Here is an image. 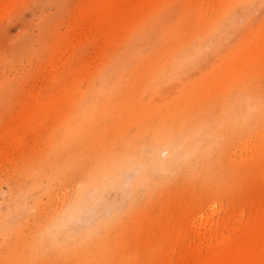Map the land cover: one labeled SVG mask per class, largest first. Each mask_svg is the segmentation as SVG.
<instances>
[{
  "label": "rangeland",
  "instance_id": "374dc122",
  "mask_svg": "<svg viewBox=\"0 0 264 264\" xmlns=\"http://www.w3.org/2000/svg\"><path fill=\"white\" fill-rule=\"evenodd\" d=\"M0 264H264V0H0Z\"/></svg>",
  "mask_w": 264,
  "mask_h": 264
},
{
  "label": "bare ground",
  "instance_id": "6f19581e",
  "mask_svg": "<svg viewBox=\"0 0 264 264\" xmlns=\"http://www.w3.org/2000/svg\"><path fill=\"white\" fill-rule=\"evenodd\" d=\"M170 107L171 106H167V103H164L161 107H159L160 109H157L156 113L157 114H164V117L166 118L167 113L170 111ZM165 124H166V126L163 127V129H161V131L165 132L166 134H168V136L170 138L174 139V136H176V134L178 133L175 120H167ZM126 147L129 149V147H130L129 143L124 142L122 140V142H120L119 146L109 154L110 160L114 161V159L116 158L118 153L120 151H122L123 149H125Z\"/></svg>",
  "mask_w": 264,
  "mask_h": 264
}]
</instances>
